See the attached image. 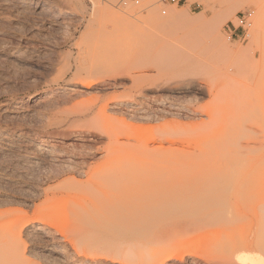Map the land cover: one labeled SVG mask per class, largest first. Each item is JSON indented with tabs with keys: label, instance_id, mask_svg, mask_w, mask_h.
<instances>
[{
	"label": "rangeland",
	"instance_id": "rangeland-1",
	"mask_svg": "<svg viewBox=\"0 0 264 264\" xmlns=\"http://www.w3.org/2000/svg\"><path fill=\"white\" fill-rule=\"evenodd\" d=\"M137 1L0 0V264H228L261 215L264 0ZM166 82L196 113L135 116Z\"/></svg>",
	"mask_w": 264,
	"mask_h": 264
},
{
	"label": "bare ground",
	"instance_id": "bare-ground-1",
	"mask_svg": "<svg viewBox=\"0 0 264 264\" xmlns=\"http://www.w3.org/2000/svg\"><path fill=\"white\" fill-rule=\"evenodd\" d=\"M93 4H99V3H95V1H94ZM94 7L96 8V6H94ZM97 7H99V6L97 5ZM95 10L97 12V9H95ZM98 10H99V8H98ZM216 39H219V38L216 37ZM220 41L221 40H219L221 48H223L224 50H228L227 46L224 45V43H221ZM185 85H187V84H185ZM185 85H180V84L177 85V84H172V83L166 82V83H161V84L160 83L159 84H151L148 86L147 85L146 86H141V85L138 86L137 91H138L139 99H137L135 102V106L132 110L133 114L135 116H138V117L143 118L145 120H150L151 118H155V119L156 118H166L169 115H176L177 113H183L184 110H187L186 113H196V110L193 109L192 107H189V106L186 107L185 106V108H183L184 106H182L181 104H178L177 100L175 101V100L167 99L168 94L173 93L175 91H177V93H179V94L184 93L189 88L188 86H185ZM195 86L193 85V87H195ZM115 106L117 108V105H115ZM179 115L180 114H178V116ZM188 117L189 116H187V118ZM166 134L167 133H165V135ZM169 134L175 135L176 132L168 133V135ZM165 142L171 143L173 141H170L169 139L160 137L159 145L161 147L164 146ZM110 150H111V145L109 146V144H108V147L105 149L104 153H102L99 156L100 159H98V161H96L94 163V165L96 164L99 167H101V166L104 167L107 165L115 164L116 159H115V157L111 156ZM83 151H81V152H83ZM89 153L90 152L88 151V152L81 154V161H80V163L77 164V166L80 169L93 167V166H88L89 161L93 159V156H91L92 153L91 154H89ZM101 176H99V177H101ZM257 192L258 193L255 192V195H258L261 199H259L257 204L255 202V205H257V208H259V210L261 211V213H260L261 215L257 214L256 221H254V222L251 221L248 234L246 233L247 235L246 234H244V236L241 235L240 237H238V241L233 242V244L228 245V250H229V254H230L228 264H264V191H261V189H260V190H257ZM254 210H255V208H254ZM255 213H257V212L255 211ZM34 229H35V226H34ZM37 229L41 230V227H37ZM48 234H50V233H48ZM46 243H48V241H46Z\"/></svg>",
	"mask_w": 264,
	"mask_h": 264
},
{
	"label": "built area",
	"instance_id": "built-area-1",
	"mask_svg": "<svg viewBox=\"0 0 264 264\" xmlns=\"http://www.w3.org/2000/svg\"><path fill=\"white\" fill-rule=\"evenodd\" d=\"M130 2L138 3L137 0H127ZM171 2H176L177 0H170ZM252 17V12L245 11L242 14L237 16L236 22L229 24L226 28V32L228 37L231 38L233 36H237L235 33L239 30H245L250 25V20Z\"/></svg>",
	"mask_w": 264,
	"mask_h": 264
}]
</instances>
